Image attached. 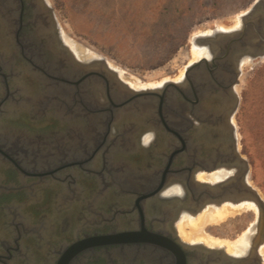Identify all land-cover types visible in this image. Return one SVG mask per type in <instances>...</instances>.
<instances>
[{
	"label": "flooded vegetation",
	"instance_id": "flooded-vegetation-1",
	"mask_svg": "<svg viewBox=\"0 0 264 264\" xmlns=\"http://www.w3.org/2000/svg\"><path fill=\"white\" fill-rule=\"evenodd\" d=\"M63 31L46 0H0V264H264L256 239L233 254L187 241L175 221L241 172L238 49L204 46L181 79L144 94ZM124 232L135 239L89 240Z\"/></svg>",
	"mask_w": 264,
	"mask_h": 264
},
{
	"label": "rangeland",
	"instance_id": "rangeland-1",
	"mask_svg": "<svg viewBox=\"0 0 264 264\" xmlns=\"http://www.w3.org/2000/svg\"><path fill=\"white\" fill-rule=\"evenodd\" d=\"M254 1L46 0L64 37L136 78L138 86L155 87L178 79L193 61L195 36L220 26L234 27ZM236 90L239 102L234 123L239 153L246 158L250 183L264 199V57L246 58ZM223 203L208 202L196 213L183 210L175 220L178 232L184 214L196 216ZM257 219L255 212L247 211L219 225H207L205 231L235 240Z\"/></svg>",
	"mask_w": 264,
	"mask_h": 264
},
{
	"label": "water",
	"instance_id": "water-1",
	"mask_svg": "<svg viewBox=\"0 0 264 264\" xmlns=\"http://www.w3.org/2000/svg\"><path fill=\"white\" fill-rule=\"evenodd\" d=\"M214 42V44L212 43ZM194 43L198 45H203L212 49L213 47L222 48L223 53L227 54L230 49L236 47L239 51V56L244 58L245 56H250L253 59L256 57H264V0H255L252 6L242 15V25L238 29L222 31L215 29L212 33L208 34H200L194 38ZM203 61L207 62V59L204 58ZM197 64L196 62L192 64L191 67ZM188 71H186V75ZM237 85L240 83V78H236ZM169 85H173L174 83L168 82ZM167 83V84H168ZM157 89V88H155ZM147 90L148 93L144 94H152V90ZM236 97V106L235 112L238 107L239 96L238 91L235 94ZM233 129L235 131V151L236 157L239 163L241 164V172L236 176H231L228 180L222 182L217 186L218 193L220 197L218 199H210L206 198L203 203L200 205H195L189 207V210L192 213L198 212L204 205L208 204V202H220V201H232V202H240L242 200H252L256 203L259 209V216L256 220V230L252 234V242L257 238L256 244L258 247L264 242V199L260 195L259 191L250 183L249 181V169L246 158H244L238 149V136L236 135L235 124H233ZM237 144V145H236ZM237 146V148H236ZM237 149V150H236ZM198 187L200 188H210V190H214L215 187H212L207 184L198 183ZM190 189V188H189ZM182 188L179 190V194L181 195ZM189 195V203L192 204L197 200V194L195 195L192 189L188 192ZM183 195V194H182ZM134 232H124V233H114L107 235H100L94 238H90L91 242H99L103 243H111L114 241H130L135 239Z\"/></svg>",
	"mask_w": 264,
	"mask_h": 264
},
{
	"label": "bare ground",
	"instance_id": "bare-ground-1",
	"mask_svg": "<svg viewBox=\"0 0 264 264\" xmlns=\"http://www.w3.org/2000/svg\"><path fill=\"white\" fill-rule=\"evenodd\" d=\"M236 23L237 24L232 28H225L223 26H220L219 28L225 29V30H228V29L231 30V29L238 28V27L240 28V26L242 25V20L241 21L238 20ZM65 40L67 41L69 46L74 50V52L79 57L83 58V57L97 56L95 53L85 50L82 46L76 44L74 41L70 40L67 36H65ZM212 44H214V42ZM192 51H193V57H192L193 60H197L203 56H208V50L203 45H198L195 43ZM248 57L250 56H245L242 62L245 63V60ZM112 67H115V65H112ZM121 75L125 79H128L131 82V84L135 87L155 89L154 88L155 86H152L153 84L138 86V82L136 81V78L134 77L130 78L128 74L125 73L123 70H121ZM183 75H184V71L181 72V75L179 76L178 79H181ZM157 88H160V87H157ZM145 90H149V89H145ZM147 109H150L149 105H147ZM225 175H227V172L225 171H218V172H214L211 174L202 172L198 175V177L203 181H216V180H219L225 177ZM179 190L180 189L178 188V186L171 189V191H173L172 193L179 192ZM172 202H175V204L165 206V210L168 215L172 213L171 210H173V207H176L178 206L177 204L182 203V200L180 198H176ZM185 203L187 205H190L189 202H185ZM247 211L255 212L257 217L259 216V213H260L256 203L252 200L246 199L240 202L229 201V202L223 203L221 206H218V207L214 205L209 206L206 209H204L202 212H200L198 215L196 214V216L191 215V214H184L182 217V220L179 221L178 227L180 229L182 238L186 239L187 241H201L202 240L206 244H209V245H225L229 252L233 254H240V253L245 252L252 243V234L256 230V220L254 224H252V226L249 227L248 230L240 234V236L237 237L235 240L212 236L209 233L207 234L206 233L207 231H205V229L207 225H217V224L219 225L220 223L224 222L227 218L235 216L240 213L247 212ZM256 241H257V238H256ZM262 244L260 246H262ZM263 249H264V245L260 249L262 253H264Z\"/></svg>",
	"mask_w": 264,
	"mask_h": 264
},
{
	"label": "snow or ice",
	"instance_id": "snow-or-ice-1",
	"mask_svg": "<svg viewBox=\"0 0 264 264\" xmlns=\"http://www.w3.org/2000/svg\"><path fill=\"white\" fill-rule=\"evenodd\" d=\"M148 142V139L147 138H145V143H147Z\"/></svg>",
	"mask_w": 264,
	"mask_h": 264
}]
</instances>
